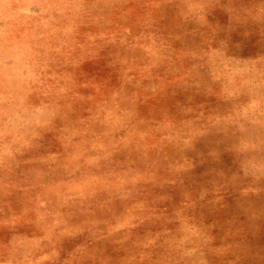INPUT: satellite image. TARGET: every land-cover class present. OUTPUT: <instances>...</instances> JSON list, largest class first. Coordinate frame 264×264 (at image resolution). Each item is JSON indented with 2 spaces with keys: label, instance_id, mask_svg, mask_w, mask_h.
<instances>
[{
  "label": "rangeland",
  "instance_id": "1",
  "mask_svg": "<svg viewBox=\"0 0 264 264\" xmlns=\"http://www.w3.org/2000/svg\"><path fill=\"white\" fill-rule=\"evenodd\" d=\"M0 264H264V0H0Z\"/></svg>",
  "mask_w": 264,
  "mask_h": 264
}]
</instances>
